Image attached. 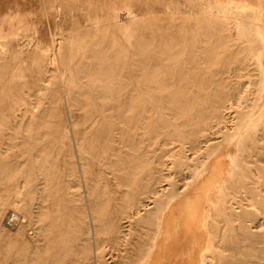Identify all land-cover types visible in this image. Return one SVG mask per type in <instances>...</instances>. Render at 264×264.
Segmentation results:
<instances>
[{
	"label": "bare ground",
	"instance_id": "obj_1",
	"mask_svg": "<svg viewBox=\"0 0 264 264\" xmlns=\"http://www.w3.org/2000/svg\"><path fill=\"white\" fill-rule=\"evenodd\" d=\"M36 1L0 0V264H264V0Z\"/></svg>",
	"mask_w": 264,
	"mask_h": 264
},
{
	"label": "rangeland",
	"instance_id": "obj_2",
	"mask_svg": "<svg viewBox=\"0 0 264 264\" xmlns=\"http://www.w3.org/2000/svg\"><path fill=\"white\" fill-rule=\"evenodd\" d=\"M29 2H30L31 9H32L33 13L34 14H38V12L40 10V4L38 3V1H36V0H29ZM48 23H49V20H47L46 18H44L41 21V28H42V32L43 33L41 32V34H39V40L42 41L43 43H47V44L50 41L49 31H48V28H49V26H48L49 24ZM47 34H48V36H47Z\"/></svg>",
	"mask_w": 264,
	"mask_h": 264
}]
</instances>
